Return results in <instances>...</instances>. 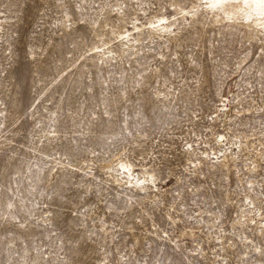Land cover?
<instances>
[{
    "label": "rangeland",
    "instance_id": "obj_1",
    "mask_svg": "<svg viewBox=\"0 0 264 264\" xmlns=\"http://www.w3.org/2000/svg\"><path fill=\"white\" fill-rule=\"evenodd\" d=\"M209 1L0 0V264H264V15Z\"/></svg>",
    "mask_w": 264,
    "mask_h": 264
},
{
    "label": "bare ground",
    "instance_id": "obj_2",
    "mask_svg": "<svg viewBox=\"0 0 264 264\" xmlns=\"http://www.w3.org/2000/svg\"><path fill=\"white\" fill-rule=\"evenodd\" d=\"M209 3L212 7H217V8L219 7L224 11L230 10V11L238 12L239 10H241L244 11L245 13L253 12V13H260V15L262 14L264 15V0H240V2H235L234 0H210Z\"/></svg>",
    "mask_w": 264,
    "mask_h": 264
}]
</instances>
